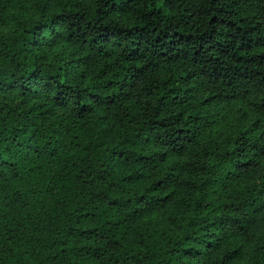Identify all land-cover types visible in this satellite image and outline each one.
<instances>
[{
	"label": "trees",
	"instance_id": "1",
	"mask_svg": "<svg viewBox=\"0 0 264 264\" xmlns=\"http://www.w3.org/2000/svg\"><path fill=\"white\" fill-rule=\"evenodd\" d=\"M10 2L0 264H264V0Z\"/></svg>",
	"mask_w": 264,
	"mask_h": 264
},
{
	"label": "rangeland",
	"instance_id": "2",
	"mask_svg": "<svg viewBox=\"0 0 264 264\" xmlns=\"http://www.w3.org/2000/svg\"><path fill=\"white\" fill-rule=\"evenodd\" d=\"M23 5H19L17 3L10 2L9 6L3 10V13L0 15V33L4 34L12 30L13 26L17 21L26 20L27 18L34 17V13L30 8H24ZM62 54V62L67 63L71 57L70 49L60 45V42L57 43ZM56 45L50 46L43 45V48L48 51H53ZM74 71L77 70V66L74 65ZM77 73V72H76ZM75 74V73H73ZM262 215V214H261ZM144 222H157L158 225L164 224V217L162 212H152L146 213L145 215L137 218L135 223H144ZM259 227H264V215L259 218ZM243 258L240 259L238 264L243 263Z\"/></svg>",
	"mask_w": 264,
	"mask_h": 264
}]
</instances>
